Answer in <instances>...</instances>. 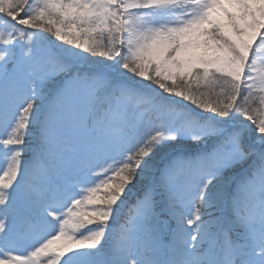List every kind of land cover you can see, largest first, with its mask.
<instances>
[{"label": "snow or ice", "instance_id": "obj_1", "mask_svg": "<svg viewBox=\"0 0 264 264\" xmlns=\"http://www.w3.org/2000/svg\"><path fill=\"white\" fill-rule=\"evenodd\" d=\"M0 264H264V0H0Z\"/></svg>", "mask_w": 264, "mask_h": 264}]
</instances>
